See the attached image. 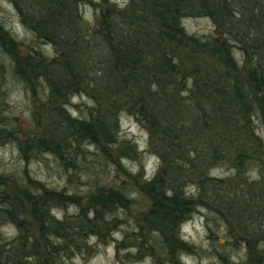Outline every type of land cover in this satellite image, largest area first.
<instances>
[{
	"label": "rangeland",
	"instance_id": "374dc122",
	"mask_svg": "<svg viewBox=\"0 0 264 264\" xmlns=\"http://www.w3.org/2000/svg\"><path fill=\"white\" fill-rule=\"evenodd\" d=\"M132 1L85 0L77 4L73 0V11L78 6L81 25L94 31L112 11L132 12ZM257 1L255 20L261 19L264 30V0ZM249 14L246 11V16ZM180 23L188 35L203 38L216 34L214 23L207 17L186 16ZM1 25L13 38L20 58L34 56L36 65L58 60L64 54L73 57L74 65L77 60L90 59L30 31L22 24L11 0H0ZM99 43L98 40L93 43L92 51ZM233 53L243 78L250 62L242 57L241 51L235 49ZM1 58L0 53V61L7 60ZM3 67L0 65V84L4 90L0 99L6 110L2 104L0 195L9 198V204L3 205L0 198V249L9 246L14 252L6 254L17 264H249L253 255L264 257V118L260 113L252 116L250 132L249 127L246 132L237 125L243 130L239 135L243 155L236 159L224 155L207 173L195 171L186 177L183 191L187 204L178 205L184 220L176 225L175 231L179 226V238L188 247L177 246L171 251L166 247V239L156 231L164 215L163 210L153 208L151 197L155 195L150 194L148 185L160 169V160L145 124L124 107L118 114L117 127L113 130L106 127L119 144L104 136L93 142L83 139L74 146L72 141L64 140L59 145L64 152L69 148L65 163L44 152L36 157L26 146L34 112L58 106L72 120L80 117L86 121L90 115L100 116V112L85 94L66 100L51 96L44 102L41 86L37 87L38 95H32L10 67ZM88 67L85 65L84 69ZM167 82H170L167 75L161 77L162 84ZM130 87L142 91L141 83L131 82ZM158 94L151 102H156ZM96 98L108 105L106 99L101 101L100 94ZM160 99H164L163 94L159 95V102ZM196 148L201 150L202 146L197 144ZM255 151L260 155H255ZM221 201H225V207ZM34 203L41 206L47 217L46 225L52 227L45 233L33 218ZM81 221L89 224L91 231L67 229V225L77 226ZM140 228L148 229V234L141 237Z\"/></svg>",
	"mask_w": 264,
	"mask_h": 264
},
{
	"label": "trees",
	"instance_id": "16d2710c",
	"mask_svg": "<svg viewBox=\"0 0 264 264\" xmlns=\"http://www.w3.org/2000/svg\"><path fill=\"white\" fill-rule=\"evenodd\" d=\"M77 1L79 4L85 0ZM11 2L22 24L30 31L90 59L77 60L74 65L73 57L64 54L58 60L36 65L34 56L20 58L13 38L1 25V60H7L0 61V65L4 69L10 67L32 95H38L37 87L41 86L44 102L51 96L66 100L85 94L97 104L100 112V116L90 115L88 121L80 117L72 120L64 108L58 106L50 105L48 109L34 112L30 119L33 125L26 138L27 150L35 156L43 152L53 155L65 163L69 148L64 152L60 141H72L74 146L83 139L93 142L104 136L109 142L118 143L112 132L107 133L106 127L115 129L118 114L126 107L145 124L160 160V169L148 185L150 194L155 195L151 197L153 208L163 210L164 215V226L162 222L156 231L159 237L166 239L167 249L187 248L179 238V226L175 231L176 225L184 220L178 205L187 204L183 191L186 177L195 171L207 173L224 155L233 159L243 155L239 144L243 130L238 126L246 132L249 127L250 132L252 116L260 113L264 118V30L261 19L255 20L258 1L133 0L132 12L112 11L94 31L81 25L78 6L73 11V0ZM246 11L250 12L249 16ZM186 16L210 18L216 34L203 38L188 35L180 23ZM97 40L101 43L92 51ZM235 49L250 62L243 78L240 64L234 58ZM85 65L88 69H84ZM166 75L170 82L162 84L161 77ZM131 82L141 83L142 91L131 88ZM3 91L0 84V92ZM99 94L101 101L106 99L108 105L96 98ZM157 94L156 102H151ZM160 94L164 99L159 102ZM2 104L5 111V103L0 99V106ZM197 144L202 146L201 150L196 148ZM165 183L167 189H164ZM0 198L3 205L9 204V198L1 195ZM114 198L121 201L118 196ZM221 203L225 207V201ZM44 213L41 206L33 204V218L42 233L52 228L46 225ZM67 229L91 231L84 221L77 226L67 225ZM140 230L141 237L148 234V229ZM1 240L0 233V243ZM8 252L14 251L9 246L0 249V264H17L7 256ZM249 264H264V257L253 255Z\"/></svg>",
	"mask_w": 264,
	"mask_h": 264
},
{
	"label": "clouds",
	"instance_id": "9594fccd",
	"mask_svg": "<svg viewBox=\"0 0 264 264\" xmlns=\"http://www.w3.org/2000/svg\"><path fill=\"white\" fill-rule=\"evenodd\" d=\"M72 115H73V116H76L77 114L73 111V112H72Z\"/></svg>",
	"mask_w": 264,
	"mask_h": 264
}]
</instances>
